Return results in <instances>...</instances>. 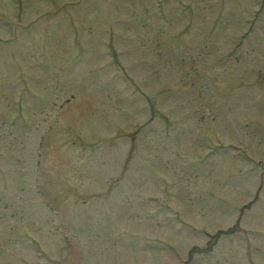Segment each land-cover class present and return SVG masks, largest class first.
Instances as JSON below:
<instances>
[{"label": "rangeland", "instance_id": "374dc122", "mask_svg": "<svg viewBox=\"0 0 264 264\" xmlns=\"http://www.w3.org/2000/svg\"><path fill=\"white\" fill-rule=\"evenodd\" d=\"M0 264H264V0H0Z\"/></svg>", "mask_w": 264, "mask_h": 264}]
</instances>
